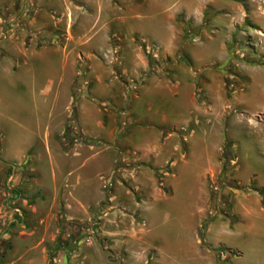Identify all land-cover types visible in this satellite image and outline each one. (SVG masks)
<instances>
[{
  "label": "rangeland",
  "instance_id": "obj_1",
  "mask_svg": "<svg viewBox=\"0 0 264 264\" xmlns=\"http://www.w3.org/2000/svg\"><path fill=\"white\" fill-rule=\"evenodd\" d=\"M42 1L45 4L47 0ZM84 1L70 0L75 10L72 11L73 22L69 19L71 14L60 17L64 9L61 10L60 4L56 5L55 14L50 11L48 16L43 12L42 17L47 16L48 25L50 22V27L58 34L70 27L73 31L85 27L91 34L98 30V25L91 29L97 16H101L102 21H110L116 16L126 18L121 30L127 38L140 42L143 38L148 40L146 44L140 43L149 60L148 76L155 72L166 75L172 66H183L195 75L198 110H186L179 105L175 122L180 129L174 133L170 154L164 156L161 165L156 167L117 154L114 163L100 157L82 169V159H74L77 149L85 156L86 152L100 151L103 145L94 144L87 138L80 140L73 107L69 110V119L61 127L62 136L56 132L50 137V157L47 133L43 134L50 120L49 107L47 103H40V113L33 109L37 103L31 101L28 94L27 68L22 67L7 76L2 74L3 66H8V61L4 60L0 66V89L1 83L11 80L14 86L7 88L8 98L0 104V148L3 157L16 160L7 162L0 154V234H3L2 239L6 238L4 246L0 247V264H10L14 256H20L30 247L34 248L31 254L33 264H53L52 258L58 249L56 242L47 235L58 233V237L65 236L62 232L64 223L69 222L70 237L75 238L76 243L99 238L97 225L107 216L106 210L112 205L105 197L106 186L110 185L108 178L116 180L112 186V192L117 194L115 205L129 204L131 209H137L125 210L131 226L142 224L139 211L144 205L146 188L160 195L161 199L151 205L146 247L161 253L165 262L174 259L176 264H199L191 258L200 251L196 246L197 237L205 256L209 255L208 251L212 255L210 264H232L233 258L235 264H264V235L259 236L245 227L237 234L224 231L220 234L216 230L225 224L219 223L220 220L229 224L235 220L231 214L235 212L232 209L233 190L242 191V194L251 190L258 192L260 197L264 195V0H100V6L97 0H90L89 5ZM34 3L35 0H14L11 3L0 0V59L6 54L2 43L20 42L21 39H16L19 32L34 31L35 27L30 26L35 14ZM17 13L21 14L18 19ZM53 16L56 22L52 21ZM173 38L175 48L169 54L166 46L158 42L170 46ZM34 39L41 47L56 45L55 39L46 37L43 30L37 32ZM149 48L158 52V57L148 53ZM106 54L110 57L109 52ZM55 55L53 60L59 64L61 53ZM103 57L112 65L106 55ZM46 58L35 56L30 66L38 70L46 63ZM46 82L47 74H43L38 78L36 90L39 92ZM64 87L65 95L68 86ZM64 95L57 103H51L52 123L65 110ZM142 105L138 107L139 114L147 115ZM69 128L72 136L66 141L64 135ZM152 137L134 139L131 147L136 154L138 148L144 147ZM30 142L29 146L33 148L26 154ZM91 145L96 147L82 150V147L85 149ZM13 164L21 169L17 187L21 200L17 205L25 213L24 219L18 222H13L18 216L8 205L5 188ZM78 171L83 175L98 171L104 195H101L96 211L84 213L75 205L77 200L93 199L91 189L90 197L79 192V188L72 192V196L67 194L65 178L72 174L68 188L74 189ZM223 171L230 174L224 181ZM242 201L240 198L239 206ZM69 204L73 205L72 209L68 208ZM210 222H214V230L209 231L208 240L237 248L241 255L203 241V232ZM194 225H197V233ZM23 232L29 236L25 238ZM14 236L21 240L16 242ZM104 241L100 245L101 249H106L107 262L113 255H118L119 262L126 260L127 254L123 257L119 253L120 258L119 254L109 253L110 245L106 238ZM86 252L100 262L97 243ZM116 262L112 264H119ZM204 262L208 264L207 259ZM130 263L131 260L127 264Z\"/></svg>",
  "mask_w": 264,
  "mask_h": 264
},
{
  "label": "crops",
  "instance_id": "obj_2",
  "mask_svg": "<svg viewBox=\"0 0 264 264\" xmlns=\"http://www.w3.org/2000/svg\"><path fill=\"white\" fill-rule=\"evenodd\" d=\"M13 1L7 0V3ZM97 1L99 3L98 6H100V0ZM84 2L89 5L91 1L86 0ZM34 4L35 14L30 21V26L35 27L34 31L19 32L16 39H21L20 42L9 41L8 43H2L6 54L0 59V66H3L1 63L4 60L8 61V66L4 65L2 70V74L7 76L10 75V72H18L22 67L27 68L25 74L28 78V94L31 95V101L37 103V105L32 106L33 109L38 110L40 113V103H47L50 120L43 134L47 133V153L49 156L51 157L50 137L56 132H58V136L61 135L63 132L61 127H64L62 125L70 117L69 110L74 107L75 122L80 135L91 140L94 144L98 142V145L99 143L103 145V150L101 149L94 153L86 152L88 154L85 156L77 149L74 159L78 161L82 159V169L100 157L104 160L108 159L110 163H114L117 154L125 155L128 159H133L134 161L149 162L156 167L161 165L164 161V156L168 153L170 154V143L174 133L180 129L175 122L179 105L182 104L181 107L186 110L187 108L188 110L190 108L198 110L195 102V75L183 66L175 68L172 66L171 72L166 75L155 72L153 75L148 76L149 60L140 46L141 42L146 44L148 40L143 38L144 41L141 40L140 42L135 38H127L126 33L121 30V25L127 21L126 18L116 16V18L111 17L110 21H102L101 16H97L95 22L93 21L91 24V29L98 25V30L91 32V34L87 32L85 27L76 31H73L72 27H70V29L58 34L56 30L50 27V22L48 25L47 16L42 17V13L47 12V15L50 16L51 11L52 14H55L56 5L60 4L61 10L64 8L60 13V17L63 18L71 14L69 19L73 22L72 17H74V14L72 16V11L74 13L75 10L72 9L70 0H47L45 4L42 0H35ZM74 8L79 7L74 6ZM20 15V13L19 15L17 13L16 18L18 19ZM56 20L53 16L52 21L56 22ZM42 30L46 37L55 39V47H41L37 44L34 39L35 35ZM13 34L12 36L15 37ZM96 38H99V40H96ZM94 40H96V43ZM158 44H161V46L165 45L169 54L175 48L174 38L170 46L163 42H158ZM106 52L111 53L108 59L112 65L104 61L103 55H106ZM57 53H61L59 64L53 60V55ZM35 56L47 57L46 63L41 65L38 70H34L30 66V61ZM153 56L158 57V52L154 53ZM43 74H47V82L38 92L35 85H37L38 78ZM1 84L0 104L8 98L7 88L10 85L14 86V81L11 80L8 83ZM65 85L68 88L65 90L64 95ZM63 95L66 102L65 110L52 123L51 103H57ZM147 97H149V100H146ZM152 97L156 99H152ZM141 104H143L142 106L146 110L147 115L139 114L138 107ZM189 123L183 126H187ZM152 134H155V137H152ZM34 137L37 136L35 135ZM151 137L152 139L144 147L138 148L136 154L131 147L134 139L148 140ZM30 144L31 142L27 146L29 148L25 149L26 154L33 148L29 146ZM95 147L96 145H91V147L85 149L82 147V150L89 151ZM219 149L220 144L217 147V150ZM2 153L0 148L2 158L7 162L16 160V158L7 159L3 157ZM80 171H78L79 173L74 180L75 188L71 190L68 188L71 174L65 178L67 187L65 189L67 194L72 196V192L79 188V192L82 191L85 196L87 193L88 197H90L91 191L89 192V189H91L94 194L93 199L90 200V198L86 197L89 200L86 202L77 200L75 205L84 213L96 211L99 209L101 195H104L103 186L98 180V171L92 172V169L89 175L80 174ZM108 179L107 181H109L110 185L106 186L107 188L105 187V197H108V204L112 203V205L108 206L106 210L107 216L97 225L96 231L99 238H91V241L84 243L79 240L76 243L75 238L70 237L69 222L64 223L62 232L65 236L58 237V233L52 236L47 235L48 239H51L54 243L56 242L55 246L58 249L52 258L53 264H112L115 261L119 262L118 255L108 257L111 261L107 262L104 253L106 249H101L100 245L101 242H105L104 238L107 239V243L110 245V249L107 250L109 253H120L122 256L127 254L126 260L122 259L119 264H127L130 260L132 261L130 264H176L174 259L169 260L170 262H165L161 253L146 247L148 243L146 237H148V231L150 230L149 214L153 210L151 205L157 199H161L160 195L156 191H149L146 188L144 205L140 206L139 211L142 224L139 227L131 226L130 219L126 218L127 211L125 210L136 211L137 209L136 207L131 209L132 206L129 204L123 207L115 205L117 194L112 192V186L116 180ZM243 193L239 190H233L232 209L235 212L231 214L235 220L230 224L220 220L219 223L225 224L216 228L218 233L220 232L221 234L224 231L237 234L239 229L245 227L246 230L255 232L259 236L264 235L263 198L255 191L247 190ZM255 195L258 198L254 197ZM240 198H243V201L242 205L240 204L239 206ZM68 208L72 209L73 205L69 204ZM17 219L18 217L13 219V222H17ZM213 226L214 222H210L207 225L203 232V241L205 243L209 242L214 247L223 248L231 253L235 252L241 255L242 253L237 248L229 247L223 242L211 243L208 240L207 236L211 229L214 230ZM193 227L194 232H196L197 225ZM48 231L49 227L47 228ZM57 232H60V230L58 229ZM24 234L25 238L29 236V234L23 232ZM2 235L0 234L1 239ZM14 237L16 242L21 240L18 238L19 236ZM3 239L0 241V247L4 246L6 242V238ZM196 241V246L200 248V251L198 254L192 255L191 258L194 262L198 261L199 264H205L204 261L207 259L208 264H210L212 258L210 251H208L209 253L207 252L209 255L205 256L204 251L200 247L201 240L196 237ZM74 242L77 245L73 244ZM96 243L100 249L99 255H101L99 263L95 261L96 257L86 252V250L95 246ZM33 250L34 248L30 247L20 256H14L10 264H33L34 260H32L31 256ZM232 264H235L234 258L232 259Z\"/></svg>",
  "mask_w": 264,
  "mask_h": 264
},
{
  "label": "built area",
  "instance_id": "obj_3",
  "mask_svg": "<svg viewBox=\"0 0 264 264\" xmlns=\"http://www.w3.org/2000/svg\"><path fill=\"white\" fill-rule=\"evenodd\" d=\"M156 49V48H155ZM155 50L148 49V53L154 54ZM109 54H111L109 52ZM106 57L108 55L106 54ZM20 166L18 165H11L9 168V176L6 181V193H8V205L12 208V210L15 212V214L18 216V219H24L25 213L24 211L17 205L18 201L21 200V193L19 190H17L18 184H19V178H20ZM17 219V222L19 221ZM2 239L0 238V241Z\"/></svg>",
  "mask_w": 264,
  "mask_h": 264
},
{
  "label": "trees",
  "instance_id": "obj_4",
  "mask_svg": "<svg viewBox=\"0 0 264 264\" xmlns=\"http://www.w3.org/2000/svg\"><path fill=\"white\" fill-rule=\"evenodd\" d=\"M73 116H74V118H75V112H74V115H73ZM71 136H72V130L69 128V129L66 130V133H65V135H64V138H65V140L67 141V138H71ZM79 136L81 137L80 140H82V139L84 140L85 137H82L81 135H79ZM89 142H90V141H89ZM227 176H230V174H228L226 171H225V172L223 171V173H222V179H223V180H222V181H224V180L226 179ZM261 196H262V198H263V200H264V195L261 194Z\"/></svg>",
  "mask_w": 264,
  "mask_h": 264
}]
</instances>
